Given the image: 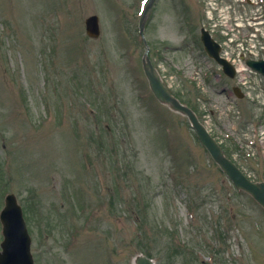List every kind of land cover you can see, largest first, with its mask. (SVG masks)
Returning a JSON list of instances; mask_svg holds the SVG:
<instances>
[{"label":"rangeland","instance_id":"374dc122","mask_svg":"<svg viewBox=\"0 0 264 264\" xmlns=\"http://www.w3.org/2000/svg\"><path fill=\"white\" fill-rule=\"evenodd\" d=\"M144 1L0 0V210L14 192L36 264H135L139 253L157 264H264V210L149 89ZM240 2L156 0L146 37L164 82L264 180L263 81L249 76L234 106L196 39L255 14ZM92 14L96 39L85 30ZM246 33L227 44L249 47ZM250 47L264 51V37Z\"/></svg>","mask_w":264,"mask_h":264},{"label":"water","instance_id":"95a60500","mask_svg":"<svg viewBox=\"0 0 264 264\" xmlns=\"http://www.w3.org/2000/svg\"><path fill=\"white\" fill-rule=\"evenodd\" d=\"M150 5L151 2L147 5V9L140 21L139 27L142 32H144V25L147 17L146 15H148ZM97 18L98 17L96 15L86 18V30H88V33L94 37H97L100 32L98 29L99 23ZM204 42L208 47L209 53H211V55H216L217 53L214 52H217V45L208 34L204 36ZM216 58L220 61V63H223V65H225V69L232 74V65H230L226 60L219 59L218 55H216ZM144 67L148 79L150 80L151 89H153L158 98L171 104L174 109L182 111L189 116L195 129L197 130L199 139H201L207 146V149H209L214 159L219 162L223 170L231 177V179L234 180L238 187L249 191L264 205V182H251L230 159L225 157L219 144L209 134L207 129L202 126L196 118L194 112L190 108L182 105L169 93L162 83L161 78H159L160 76L158 75V72L155 68H153L154 66L147 57L144 59ZM257 68L261 69L262 73H264V67L258 66ZM15 199L16 197L13 194L7 197V206L3 210L2 214V221L4 222L5 227L3 231L5 233V240L2 241L3 251L0 252V264H33V259L30 253V237L27 234V230L22 220L21 208L18 206ZM136 264H154V262L145 256H138L136 258Z\"/></svg>","mask_w":264,"mask_h":264}]
</instances>
